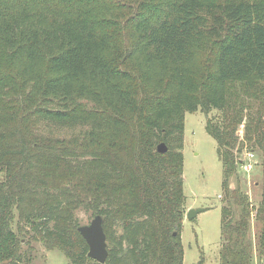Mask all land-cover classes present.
I'll return each instance as SVG.
<instances>
[{
  "label": "trees",
  "instance_id": "obj_1",
  "mask_svg": "<svg viewBox=\"0 0 264 264\" xmlns=\"http://www.w3.org/2000/svg\"><path fill=\"white\" fill-rule=\"evenodd\" d=\"M198 110L227 195L220 262L250 264L239 164L260 154L264 256V0H0V264L34 244L69 264H182L184 116ZM78 211L102 217L104 263Z\"/></svg>",
  "mask_w": 264,
  "mask_h": 264
},
{
  "label": "rangeland",
  "instance_id": "obj_2",
  "mask_svg": "<svg viewBox=\"0 0 264 264\" xmlns=\"http://www.w3.org/2000/svg\"><path fill=\"white\" fill-rule=\"evenodd\" d=\"M240 132L242 127L237 132L239 138ZM53 134L69 136L71 131L54 128ZM216 148V141L205 130V115L200 110L185 113L182 151L185 207L203 208V211L194 218H183L180 236L183 246L182 264H221L219 250L225 242L221 231V210L223 206L228 207V204L225 189L222 187V163ZM246 149L240 153L241 157ZM255 153L256 164L250 171L249 178L239 168V185L241 190L249 194L251 218L248 235L252 245L250 264H263L264 256L258 245L259 223L254 218L260 194L262 167L260 154L257 151ZM229 187H234L233 178ZM77 215L81 225L88 224L93 218L90 212L85 211H78ZM237 215L238 212L234 210L233 218H237ZM22 249H26L25 244ZM25 259L28 260L24 264H69L60 250L46 251L39 244H34Z\"/></svg>",
  "mask_w": 264,
  "mask_h": 264
},
{
  "label": "water",
  "instance_id": "obj_3",
  "mask_svg": "<svg viewBox=\"0 0 264 264\" xmlns=\"http://www.w3.org/2000/svg\"><path fill=\"white\" fill-rule=\"evenodd\" d=\"M156 150L160 153H164L167 151V147L163 142H160L156 146ZM201 211H203V208H189L185 211V216L191 219ZM102 223V217L100 215H95L88 224L78 227V231L88 245V257L99 263H104L107 257L106 236L103 231Z\"/></svg>",
  "mask_w": 264,
  "mask_h": 264
},
{
  "label": "built area",
  "instance_id": "obj_4",
  "mask_svg": "<svg viewBox=\"0 0 264 264\" xmlns=\"http://www.w3.org/2000/svg\"><path fill=\"white\" fill-rule=\"evenodd\" d=\"M242 132H240L241 135ZM256 164L255 161V154L251 151H246L242 160L240 161L239 168L242 170L246 177L249 178V173L253 169L254 165Z\"/></svg>",
  "mask_w": 264,
  "mask_h": 264
},
{
  "label": "crops",
  "instance_id": "obj_5",
  "mask_svg": "<svg viewBox=\"0 0 264 264\" xmlns=\"http://www.w3.org/2000/svg\"><path fill=\"white\" fill-rule=\"evenodd\" d=\"M189 208H190V207H188L187 209H189ZM187 209H186V210H187Z\"/></svg>",
  "mask_w": 264,
  "mask_h": 264
}]
</instances>
